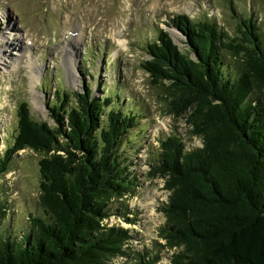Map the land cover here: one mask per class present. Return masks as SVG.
Returning a JSON list of instances; mask_svg holds the SVG:
<instances>
[{"label": "trees", "instance_id": "obj_1", "mask_svg": "<svg viewBox=\"0 0 264 264\" xmlns=\"http://www.w3.org/2000/svg\"><path fill=\"white\" fill-rule=\"evenodd\" d=\"M234 13L235 36L213 21L175 17L186 50L160 29L141 66L155 85L168 82L173 111L188 115L193 136L203 140L189 151L178 136L159 141L156 170L171 191L162 229L175 249L171 264H264V28ZM227 55L239 66L228 68ZM89 88L75 93L76 107L69 108L67 94L58 96L52 124L20 104L0 179L18 152L43 155L40 211L29 215V233L0 234V264H103V257L125 255L128 233L102 232L101 221L120 214L108 209L107 196L134 192L120 148L143 118ZM136 254L137 264L160 262L152 252Z\"/></svg>", "mask_w": 264, "mask_h": 264}, {"label": "rangeland", "instance_id": "obj_2", "mask_svg": "<svg viewBox=\"0 0 264 264\" xmlns=\"http://www.w3.org/2000/svg\"><path fill=\"white\" fill-rule=\"evenodd\" d=\"M234 10L243 18H258L264 28V0H0V156L13 141L24 102L33 117L52 124L50 108L58 96L67 94L69 108L76 107L75 93L90 87L99 98L110 96L115 108L143 118L120 148L134 192L107 196L108 209L120 214L101 221L102 232L128 233L125 255L103 257V264H137L136 253L146 252L158 255V264H171L175 249L162 232L171 191L168 178L156 170L159 141L174 135L187 151L203 147L188 115L173 111L168 82L155 85L142 69L148 44L163 29L186 50L185 37L172 27L179 15L216 22L235 36ZM12 61L16 68L9 65ZM225 64L235 69L239 61L227 55ZM43 157L29 149L18 152L12 171L0 179V208L5 211L0 213V234L7 228L13 237L24 229L30 232L29 215L40 211Z\"/></svg>", "mask_w": 264, "mask_h": 264}, {"label": "bare ground", "instance_id": "obj_3", "mask_svg": "<svg viewBox=\"0 0 264 264\" xmlns=\"http://www.w3.org/2000/svg\"><path fill=\"white\" fill-rule=\"evenodd\" d=\"M119 42H120V44L122 46L125 45V43L123 41H119ZM5 47H6V45H5ZM15 57L17 58V60H19L18 56H15ZM9 65L11 66V68H14V67L16 68L14 61H12ZM3 67H4V69H8L9 68L8 66H5V65H3ZM31 79H32V82H35V80H36V74H35V72L33 70H31Z\"/></svg>", "mask_w": 264, "mask_h": 264}]
</instances>
